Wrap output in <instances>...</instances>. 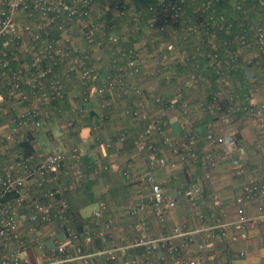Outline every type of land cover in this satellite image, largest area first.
I'll return each mask as SVG.
<instances>
[{
  "label": "built area",
  "instance_id": "1",
  "mask_svg": "<svg viewBox=\"0 0 264 264\" xmlns=\"http://www.w3.org/2000/svg\"><path fill=\"white\" fill-rule=\"evenodd\" d=\"M137 1L0 0V264H65L87 256L66 200L90 176L80 148L84 130L100 156L111 149L120 153L121 144L133 136L134 150L144 162L142 177L133 159L121 171L122 179L140 193L128 206L133 215L150 208L164 222L184 196L192 220L201 223L197 198L203 196L202 181L211 179L221 164L236 176L247 174L240 128L252 123L264 135L261 81L248 72L256 66L264 75V23L247 20L251 31L246 32L243 0H231L240 5L242 21H236L240 31L224 39L217 34L229 33L234 22H225L215 6L219 0ZM116 22L124 24L120 34L112 30ZM135 31L138 44L131 46L128 33ZM202 34L205 42L195 37ZM233 41L242 47L244 64H238L237 54L222 58ZM207 74L212 89L205 83ZM202 119L204 132L199 129ZM173 122L183 138L175 136ZM41 131L51 135L48 145L38 140ZM253 144L261 153L264 136ZM100 156L94 158L92 175L113 168L102 164ZM176 159L183 165L198 163L202 173L198 183L180 185L171 194L155 173L174 166ZM139 183L146 185L145 195ZM208 198L217 213L213 226H175L158 238L133 239L131 246H144L147 261L162 248L173 264H198L189 255L194 232L206 234V241L194 244L206 252L215 237L225 240L236 230L246 240L249 230L264 227V169L247 176L227 203L215 192ZM104 208L94 212L93 236L106 244L99 222ZM93 236L87 234L85 244ZM175 237L184 242L174 245L170 240ZM33 248L44 252L43 261L29 260L27 251ZM100 253L115 258V248ZM239 256H246V250ZM137 261L131 257L126 264Z\"/></svg>",
  "mask_w": 264,
  "mask_h": 264
},
{
  "label": "crops",
  "instance_id": "2",
  "mask_svg": "<svg viewBox=\"0 0 264 264\" xmlns=\"http://www.w3.org/2000/svg\"><path fill=\"white\" fill-rule=\"evenodd\" d=\"M261 13L264 16V11H261ZM251 18L255 21L262 19L258 15H253ZM248 72L250 75L257 76L261 81L259 83V99L264 100V75L262 70L256 66H251L248 68ZM203 122L204 119L199 121L201 132H204ZM248 125L251 126V129L247 126H242L240 128L241 135H239L243 140V146L247 150L246 156L242 159V161L244 159L246 161L247 174L236 176L232 173L228 164H221L214 171L211 179L202 181L203 196L201 195L197 198V203L201 204L204 214L201 223L192 220L188 202L184 196L179 198L177 207L164 222L155 217L150 208L147 207L142 215H133L129 211L128 206L134 204L140 197V193L135 192L134 186L125 182L121 175L124 163L129 159H133L139 175L142 177L144 162L134 150L133 136L128 135L121 144L122 151L120 153H114L111 149L107 151L106 156H100V152L95 151L91 147L89 135H82V140L85 141V144H82L81 147L82 160L85 171L91 177L81 180L79 188L68 193L66 200L72 225L80 233L79 241L87 256L65 264H126L129 263L131 257H135L138 260V264H173L168 252L162 248L152 252V258L147 261V256L149 255L146 252V248L144 246H131L132 240L136 238H158L175 226L190 228H194L196 224L200 225V228L213 226L216 223L217 213L215 203L208 198L210 193H218L221 197V202L227 203L228 199L239 191L247 176L258 175L264 169V149L259 153L253 144L259 137L264 135H259L258 129L252 123ZM172 126L175 136L179 139L183 138L178 124L173 122ZM83 132L88 134L87 130ZM63 136L64 138L67 137ZM106 136L111 140L116 138L115 135ZM200 136L203 139L204 135ZM48 138L50 139L51 135ZM202 149L203 144L197 150L198 154H201ZM258 154L260 155L258 156ZM96 155L100 156L99 161L102 164L107 162L106 164H111L113 168L102 171L97 176L92 175V171L95 168L93 161H95ZM175 163L174 166L159 167L155 173L166 191L171 194H174L180 185L198 183L197 178L202 173V168L198 163L183 165L178 159H176ZM138 186L140 189L142 188L141 190H145L143 193L141 192L142 195H145L147 191L146 185L139 183ZM102 205L105 208L102 211L99 222L107 239L106 244L93 236L95 230L93 228L95 221L94 212L99 210ZM248 210L252 212L250 207H248ZM229 217L232 218V215L229 214ZM87 234L93 236L90 244H85L84 242V237ZM246 236L245 240L236 230H233L225 240L217 237L213 238L214 246L212 250L199 252L192 245L207 240L204 231L199 230L192 235L194 243L190 245L189 255L197 258L198 264H257L259 263L258 255L264 254V227L259 226L254 230H249ZM170 241L174 245L180 246L184 239L175 237ZM47 246H52L51 241H47ZM105 248H115L114 259H106L107 257L100 253ZM244 250H246V257L239 256V252ZM27 252L28 258L32 263L41 262L45 259L43 251L33 248ZM213 255H216L217 258H213Z\"/></svg>",
  "mask_w": 264,
  "mask_h": 264
},
{
  "label": "trees",
  "instance_id": "3",
  "mask_svg": "<svg viewBox=\"0 0 264 264\" xmlns=\"http://www.w3.org/2000/svg\"><path fill=\"white\" fill-rule=\"evenodd\" d=\"M154 0H138V3H141L142 5H148L149 3L153 2ZM242 8L244 9V11L247 12L248 18L245 19V21H242L239 17L241 9H240V5L239 4H231V0H219L218 2L215 3V6L217 7V10L219 11V13H222L225 15V22H234V25L232 26V28L230 29L229 33H225V30L223 31H219V33L217 34V37L220 38H224V39H231L233 37V35L235 34L236 31H240L238 30V27L236 26V21L238 22V19H240L239 21H242V24L244 26V29L246 28V32H250V25H246L247 20H252V16L253 15H258V17H262V19H259L258 21H261L264 23V16L261 13V11H264V0H243V2L241 3ZM156 6V5H155ZM148 15L145 13V17H147ZM107 17H111V14L109 13V15ZM117 26H114L113 29L110 28V30L112 29L113 32L120 34V32L118 30H120V28L124 25L121 22H116ZM144 27H149L148 24L143 25ZM109 30V29H108ZM140 33H144L143 31V27H141ZM139 32H130L128 33V39L131 43V46L138 44L137 41V36L139 34ZM242 32V31H241ZM237 34V33H236ZM195 37H199L201 38V40H203L205 42V37L203 36V34L201 36H195ZM230 46H228L226 49H224V51L222 52V58H226L229 57L231 54L235 55L238 64H244L243 60H242V56L240 55L242 52V47L240 45V43H238L237 41H233L229 44ZM250 46L251 43H249ZM248 45V48H249ZM130 46V45H129ZM252 48V47H250ZM250 50V49H248ZM228 60H230L229 58H227ZM261 62V60H260ZM249 67V65H248ZM208 68V67H207ZM211 69V68H210ZM210 71V70H209ZM208 77V81L206 82V84L209 86H211V89L213 87V78L210 74H207ZM240 81L242 86H245L246 80L245 77H242V75H239ZM244 89H241V93L243 92ZM204 127V125H203ZM43 134L44 136L50 137L49 132H44L41 131L38 135V137H40V135ZM83 135H87L86 132H83ZM83 139V138H82ZM81 139L80 142V148L82 147V144H85V141ZM27 152L31 151V148H26ZM81 227V226H80Z\"/></svg>",
  "mask_w": 264,
  "mask_h": 264
},
{
  "label": "rangeland",
  "instance_id": "4",
  "mask_svg": "<svg viewBox=\"0 0 264 264\" xmlns=\"http://www.w3.org/2000/svg\"><path fill=\"white\" fill-rule=\"evenodd\" d=\"M248 124L249 123H247V124L245 123V126H247L251 129V126ZM52 127H53L54 131L59 132L57 126L54 123H52ZM245 132L247 133V131H245ZM259 135H262V133L259 132ZM38 140L41 141L40 143L42 144V146L48 145V143L50 141V139L47 136H44L43 134H41L40 137H38ZM253 235H255V234H253ZM192 246L194 247V245H192ZM194 249H195V247H194ZM244 257H246V256H244ZM244 257H242V258H244ZM258 258H259V263L263 262L262 264H264V254L261 253L260 255H258ZM259 263H257V264H259Z\"/></svg>",
  "mask_w": 264,
  "mask_h": 264
}]
</instances>
